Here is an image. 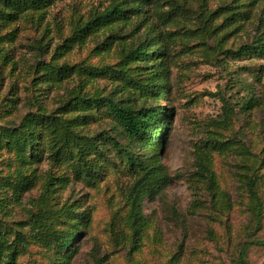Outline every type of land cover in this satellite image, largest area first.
I'll return each mask as SVG.
<instances>
[{
	"label": "rangeland",
	"instance_id": "obj_1",
	"mask_svg": "<svg viewBox=\"0 0 264 264\" xmlns=\"http://www.w3.org/2000/svg\"><path fill=\"white\" fill-rule=\"evenodd\" d=\"M20 2L0 0V264H241L264 239V56L238 51L264 0ZM109 99L161 109L162 143Z\"/></svg>",
	"mask_w": 264,
	"mask_h": 264
},
{
	"label": "trees",
	"instance_id": "obj_2",
	"mask_svg": "<svg viewBox=\"0 0 264 264\" xmlns=\"http://www.w3.org/2000/svg\"><path fill=\"white\" fill-rule=\"evenodd\" d=\"M6 3L10 5L19 6L21 4L20 0H6ZM124 13V10L121 7L115 6L112 10L102 13L98 17L97 22H105L108 20L111 16H119ZM149 41H144L143 45L139 47L137 50L133 51L136 56L145 57L147 55V48L148 46H144V44H147ZM247 49L253 50L258 52L261 56H264V43L258 42L257 45H253L251 47H243L238 52L246 51ZM230 54L235 53L234 51L229 50ZM108 104L110 106L111 111L113 112L116 120L118 123H120L123 127L125 132L128 136L138 138L139 140H144L147 138L149 141L153 142L156 141V143L161 144L164 138L163 130H164V118L163 112L161 109L150 106V107H142L141 109H135L134 106L128 105V104H118L117 102L109 99ZM162 118V119H161ZM125 154L129 160V162L132 165V168L135 171H142L146 170L145 163L138 159V161L134 160L133 155L134 153L129 149H125ZM150 172V169H147ZM154 171V169H152ZM149 174V173H148ZM159 178H156V174L154 173L152 177H150V183H152L154 186L157 183ZM210 185H213V178L210 177L209 179ZM22 182L20 181V184ZM148 183V184H150ZM249 189L251 193L258 199V194L254 190V182H249ZM260 207V203H258V208ZM137 224V223H136ZM135 234H138V229L135 230ZM38 238L42 241H46L48 243H51V239L57 240L61 247H69L72 243L73 238L70 236H60L53 234L51 232L44 231L38 233ZM252 244H258V245H264V239L247 242L244 244L241 253H240V259L241 264H249L246 259V251ZM11 252L8 255V259L4 264H15L16 259V249L11 247Z\"/></svg>",
	"mask_w": 264,
	"mask_h": 264
}]
</instances>
